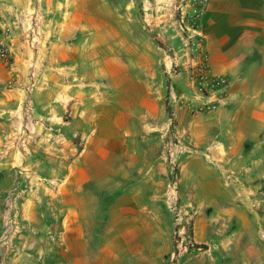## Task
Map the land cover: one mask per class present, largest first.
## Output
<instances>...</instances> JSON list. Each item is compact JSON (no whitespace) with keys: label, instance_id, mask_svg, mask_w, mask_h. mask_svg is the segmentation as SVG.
<instances>
[{"label":"rangeland","instance_id":"rangeland-1","mask_svg":"<svg viewBox=\"0 0 264 264\" xmlns=\"http://www.w3.org/2000/svg\"><path fill=\"white\" fill-rule=\"evenodd\" d=\"M110 2L107 11L113 17L115 32L102 47L103 63L95 69L88 67L69 89L79 98L76 110H87L92 115L109 107L124 109L127 123L123 139L112 143L119 148L113 149L115 155L109 156L104 180L83 185L77 197H58L55 192L65 183L61 176L68 171L69 161L85 153L86 139L78 131L82 119H72L66 111L56 119L46 116L47 102L43 97L52 88L36 78L27 85L12 86L20 89L24 97L14 114L9 115L8 143L0 147L2 154H9V181L0 188H9V213L0 217V253H9L13 258L9 264L57 262L67 247L60 244V237L71 206L77 209L74 217L79 224L78 235L89 240L87 245L71 246L72 252L96 251L106 233L108 238H114L111 247L115 252L146 255V259L139 260L141 264H206L212 261L217 247L198 241L194 226L197 210L233 205L234 197L220 196L214 190L242 188L251 183L238 176L236 179L229 168L198 144L199 134L193 131L199 124L212 122L210 113L214 110L206 107L207 102L193 79L192 60L197 53L190 50L181 30L188 22L184 19L182 23V16L184 13L190 16L191 7L184 0ZM18 7L10 17L18 22L21 30L17 29V33L21 42H25V15L30 6ZM156 14L157 21L153 20ZM43 30L44 26L39 31L41 37ZM45 43L44 39L37 50L24 43L30 60L38 65L43 62ZM20 52L24 49L20 48ZM95 59L101 58L94 54L92 60ZM13 60L10 50V61L0 60V65L9 72ZM92 60L88 66L93 64ZM104 72L116 75L108 81ZM0 91H9V76L5 85H0ZM68 137L71 140L67 144L64 139ZM88 151L95 162L100 158L93 156L97 149ZM240 171L244 172L242 168ZM44 176L53 179L45 181ZM239 177L244 179L243 174ZM256 184L260 195H253V199L256 206H262L264 185ZM199 189L209 193L199 195ZM125 192L130 195L120 201L121 208L132 206L134 210L128 219H135L138 225L139 221L150 225L147 232L133 229V235L139 233L135 239L117 238L116 235L125 232L116 229L117 224L127 226L125 214L110 210ZM238 198L240 204L246 201L244 197ZM110 224H115L111 225L113 229ZM229 227L220 229H225V235L229 236ZM218 230L213 229L205 238L220 236ZM180 237L184 240L182 244Z\"/></svg>","mask_w":264,"mask_h":264},{"label":"crops","instance_id":"crops-1","mask_svg":"<svg viewBox=\"0 0 264 264\" xmlns=\"http://www.w3.org/2000/svg\"><path fill=\"white\" fill-rule=\"evenodd\" d=\"M28 4L29 0H0V20L5 26L1 37L9 41L14 59L9 64V72L0 65V85H5L9 76V91H0V147L8 143L9 115L14 114L24 97L20 89L12 86L27 85L33 78L48 85L52 90L43 97L47 102L46 116L51 118L52 115L56 119L66 111L72 119H82L78 131L86 139L85 153L69 161L68 171L61 176L65 183L55 192L58 197H77L83 185L105 179L109 156L114 154L113 149L119 148L112 143L123 139L127 123L124 109L109 107L105 112L97 111L92 115L87 110H76L75 102L79 98L69 89L72 81L81 79L80 75L83 76L88 67L95 69L103 63L102 47L108 44L106 38L115 32L113 17L107 11L112 2L41 0L46 48L40 65L30 60L31 54L17 33L18 22L10 17L18 6ZM151 14L150 17L153 16ZM157 15L153 20H158ZM200 33L208 70L212 76L224 77L227 87L221 104L210 113L212 122L199 124L193 131L199 134L198 144L229 168L236 179L251 183L242 185V188L214 190L220 196L234 197L235 204L199 208L194 222L197 239L200 243L217 247L211 255L212 261L208 260L206 264H260V260L262 264L264 205L256 206L257 201L253 198L260 195L256 183L263 182L264 185V0H210ZM20 48L24 52L21 53ZM94 54L101 58L100 61L92 60ZM25 56L28 58L24 59ZM89 60L93 62L90 66L87 65ZM104 75L110 81L116 74L104 72ZM70 140L68 137L64 142L68 144ZM91 149H97L93 156L100 158L96 162L88 151ZM239 174H243L244 179ZM50 177L42 179L49 181L53 179ZM8 181L9 154L4 155L0 151V188L7 186ZM208 193L199 189V195ZM128 195V192L123 193L110 210L125 214L127 226L119 227L117 224L116 229L125 230L124 234L116 235L117 238L135 239L139 233L136 231L138 235H133V229L147 232L150 225L147 221H139L138 225L135 219H128L131 218L128 214L134 210L132 206H124L122 210L120 203L122 199L127 200ZM238 197H244L246 201L240 204ZM67 210L69 218L64 222L60 244L70 247H66L57 262L51 264H129L130 261L141 264L139 260L146 259L144 254L115 252L111 247L114 238H108L106 233L100 242L101 248L96 251L72 252L71 246L87 245L89 240L78 235L79 224L74 217L77 209L71 206ZM2 213H9V188L0 190V217ZM111 225L115 224H110L113 229ZM221 226H230L229 236L225 235V229H220ZM215 228L219 229L220 236L206 239L205 236ZM12 259L9 253H0V264H9Z\"/></svg>","mask_w":264,"mask_h":264},{"label":"built area","instance_id":"built-area-1","mask_svg":"<svg viewBox=\"0 0 264 264\" xmlns=\"http://www.w3.org/2000/svg\"><path fill=\"white\" fill-rule=\"evenodd\" d=\"M186 6L191 7V15L186 16L184 13L181 22L187 19L184 24V30H181L186 35V44L190 45V50L197 53V58L192 60V75L193 79L199 86V93L207 102L206 107L210 110H215L223 99V94L227 87L226 79L222 76H212L208 70L206 56L201 42L200 28L203 25V18L210 0H184ZM30 8L26 12L24 30L25 45L31 50H37L39 45H42L44 37H41L40 29L44 26L45 18L42 12L41 0H29ZM5 26L0 20V60L3 62L10 61V46L9 41L5 37H1V32ZM40 42V43H39ZM206 93V95H203ZM171 122L168 123L170 127ZM184 242L180 237V244ZM180 254L178 246L177 256ZM174 259V255L172 256Z\"/></svg>","mask_w":264,"mask_h":264},{"label":"trees","instance_id":"trees-1","mask_svg":"<svg viewBox=\"0 0 264 264\" xmlns=\"http://www.w3.org/2000/svg\"><path fill=\"white\" fill-rule=\"evenodd\" d=\"M205 246L203 245H197V248H204Z\"/></svg>","mask_w":264,"mask_h":264}]
</instances>
